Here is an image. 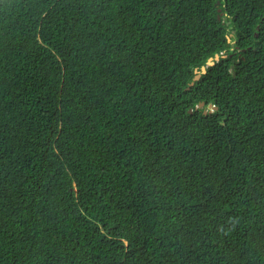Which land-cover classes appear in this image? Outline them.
<instances>
[{
  "label": "trees",
  "instance_id": "trees-1",
  "mask_svg": "<svg viewBox=\"0 0 264 264\" xmlns=\"http://www.w3.org/2000/svg\"><path fill=\"white\" fill-rule=\"evenodd\" d=\"M0 264H264V0H0Z\"/></svg>",
  "mask_w": 264,
  "mask_h": 264
},
{
  "label": "water",
  "instance_id": "water-1",
  "mask_svg": "<svg viewBox=\"0 0 264 264\" xmlns=\"http://www.w3.org/2000/svg\"><path fill=\"white\" fill-rule=\"evenodd\" d=\"M220 60V57L217 55L215 58H211V59H209L208 60V62H207V65L208 66H214L215 65V62L216 61H219ZM233 68V67H232ZM204 74H206V67H202V69H201V71L200 72H196V77H195V81H197V80H199L200 79V77L202 76V75H204ZM204 107V104H200L199 106H198V108H200V109H202ZM209 110H210V112H213V111H216L218 108L217 107H215V106H213V105H209ZM190 112H192V111H190ZM206 113V112H205Z\"/></svg>",
  "mask_w": 264,
  "mask_h": 264
},
{
  "label": "clouds",
  "instance_id": "clouds-1",
  "mask_svg": "<svg viewBox=\"0 0 264 264\" xmlns=\"http://www.w3.org/2000/svg\"><path fill=\"white\" fill-rule=\"evenodd\" d=\"M209 107V106H208ZM216 107V106H215ZM209 109V108H208ZM209 112H210V110H209ZM214 112V111H213ZM210 113H212V112H210Z\"/></svg>",
  "mask_w": 264,
  "mask_h": 264
}]
</instances>
